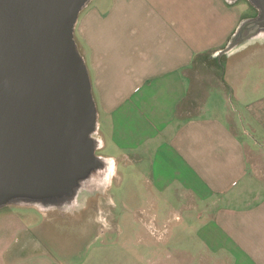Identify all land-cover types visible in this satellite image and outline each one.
Here are the masks:
<instances>
[{
  "label": "crops",
  "instance_id": "1",
  "mask_svg": "<svg viewBox=\"0 0 264 264\" xmlns=\"http://www.w3.org/2000/svg\"><path fill=\"white\" fill-rule=\"evenodd\" d=\"M240 1L91 0L81 10L75 35L98 128L118 152L107 155L114 176L137 187L131 231L113 210V224L80 235L96 239L64 242L47 210L30 205L33 224L0 226L12 234L0 264H264V81L254 76L264 63L237 43L219 79L200 75L207 56L227 52ZM198 96L195 109L184 105Z\"/></svg>",
  "mask_w": 264,
  "mask_h": 264
},
{
  "label": "water",
  "instance_id": "2",
  "mask_svg": "<svg viewBox=\"0 0 264 264\" xmlns=\"http://www.w3.org/2000/svg\"><path fill=\"white\" fill-rule=\"evenodd\" d=\"M90 1L0 0V208L72 199L102 165L91 78L74 37ZM248 1L257 15L240 38L264 29V0Z\"/></svg>",
  "mask_w": 264,
  "mask_h": 264
},
{
  "label": "rangeland",
  "instance_id": "3",
  "mask_svg": "<svg viewBox=\"0 0 264 264\" xmlns=\"http://www.w3.org/2000/svg\"><path fill=\"white\" fill-rule=\"evenodd\" d=\"M227 1L229 3H233L234 1L237 2V0ZM239 5L244 12L242 17L243 19L240 21L239 28L233 35L229 44L237 39H240L238 41V44L240 43V48H238L240 50H244V53L247 52L249 53V55H253L254 59L264 63V29H246L243 33L242 38H240V30L244 28L257 15V10L251 5L248 0H241L239 2ZM74 37L78 50L83 55L78 46L76 35H74ZM229 44L227 46H229ZM230 56V52L228 51L221 54V60H219V54L214 56H207L205 63L207 71L210 72H204L202 74L200 73V75H202L201 79H203L205 83L216 78L219 79L222 75V66L225 67L229 64ZM255 65L259 64L256 63ZM261 66L262 65H260L258 74H254V76H258L260 81H264V64L262 67ZM215 90L216 88H209V92L211 93L210 100H213V98L216 99V96L214 95ZM200 93L203 94L202 88ZM227 94L229 106H231L235 110L236 101L230 93V90H228ZM200 101L201 96H198L197 98L192 97V99L184 105H189L190 109H195ZM99 123H101V120H99ZM244 127L245 129L249 130L247 125L243 126V128ZM103 132V128L101 132L98 128L92 135L96 144L99 146L96 152L97 155L108 158L110 157L107 155L117 156L116 153L118 152L110 144L108 138L103 135ZM102 136L106 138V147H103ZM110 159L111 161L107 163L108 166L106 167L105 164L104 168L105 170H107V172L108 170H110L109 166L115 167L117 163L116 160H113L112 158ZM124 167L125 165L123 164V162L119 160L118 173L120 175L125 174ZM99 172L100 173H97V175L95 176L96 178L90 176L89 178L85 179L79 185V187H77L75 195L72 199V204L65 202V204L68 203L70 205L69 208L62 209L58 206L56 207V204H54L53 202L45 203L43 205L40 203L15 202L13 204H9L0 208V226L4 227L11 225L15 228V230H18L16 228H21L33 224L34 220H37L36 214H38L39 216V213H36V211H38L36 210L37 208L32 206L37 205L40 208L47 210L46 212L50 217V221L47 222L48 224H56L62 228L63 232L56 237L57 239L64 242H70L71 235L75 240H77L76 242L78 243H87L91 240L96 239V232H94V236L91 235L86 238L81 237L80 235H82L81 233L83 232V230L91 231L93 229L95 231L98 227H102L103 224H113V210L121 216L120 224L125 227L127 231H131L130 228L133 224V216L131 214L132 211L137 209L138 207V202L134 200L137 193V187L134 184L133 179L128 180V177L125 176V181L121 184L119 176L116 175L114 176V179L112 180L110 185L104 186V180L108 176L107 172H105L104 170ZM110 197H113V199L117 203L115 207ZM133 233L124 235L123 239L132 241ZM10 235L12 234L9 233L7 235H0V246L3 244V242H9L11 240V238H9ZM1 236L4 238H1ZM138 237L139 235L135 234V239H138ZM108 239L109 235L99 236L98 239L95 240V242L99 244L102 240Z\"/></svg>",
  "mask_w": 264,
  "mask_h": 264
},
{
  "label": "bare ground",
  "instance_id": "4",
  "mask_svg": "<svg viewBox=\"0 0 264 264\" xmlns=\"http://www.w3.org/2000/svg\"><path fill=\"white\" fill-rule=\"evenodd\" d=\"M97 147H99V146L97 145ZM101 159H102V165L99 166L97 169L92 171V173H91L92 177H95L97 175V173H100L99 171L104 170L105 172H107V170L104 169L105 168V164H106V167H107L108 166L107 163H109L111 161V159L108 158V157H101ZM109 167H110V170H108V172H107L108 176L104 180V183H103L104 186L110 185V183L112 182V180L114 178L115 172H116V168H115L116 165H115V167L114 166H109Z\"/></svg>",
  "mask_w": 264,
  "mask_h": 264
},
{
  "label": "flooded vegetation",
  "instance_id": "5",
  "mask_svg": "<svg viewBox=\"0 0 264 264\" xmlns=\"http://www.w3.org/2000/svg\"><path fill=\"white\" fill-rule=\"evenodd\" d=\"M73 199V198H72ZM72 199H67V200H56V201H45V202H41L40 204H45V203H51V202H53L54 204H56L55 206L57 207H59V208H62V209H65V208H69V204H72ZM65 202H68V203H66L65 204ZM61 206V207H60Z\"/></svg>",
  "mask_w": 264,
  "mask_h": 264
}]
</instances>
